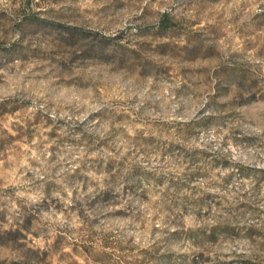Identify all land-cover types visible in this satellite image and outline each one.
Here are the masks:
<instances>
[{"label":"rangeland","instance_id":"rangeland-1","mask_svg":"<svg viewBox=\"0 0 264 264\" xmlns=\"http://www.w3.org/2000/svg\"><path fill=\"white\" fill-rule=\"evenodd\" d=\"M0 264H264V0H0Z\"/></svg>","mask_w":264,"mask_h":264}]
</instances>
